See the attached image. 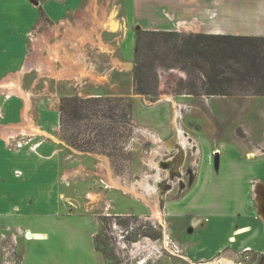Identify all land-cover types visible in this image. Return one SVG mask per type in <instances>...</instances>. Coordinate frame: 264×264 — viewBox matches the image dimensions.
<instances>
[{
	"label": "rangeland",
	"instance_id": "374dc122",
	"mask_svg": "<svg viewBox=\"0 0 264 264\" xmlns=\"http://www.w3.org/2000/svg\"><path fill=\"white\" fill-rule=\"evenodd\" d=\"M27 2L30 9L39 6L35 0ZM92 2L91 7L99 9L98 13L106 10L120 20L123 0ZM30 27L21 33L3 32V37L28 47ZM122 28L121 32L105 34V39L117 34L123 38L133 36L136 51V36L144 30L139 25ZM170 32L182 38L197 35ZM35 36L34 33L32 38ZM178 43L180 40L169 34L147 36L139 43L143 70H147L150 59L153 64L146 79L134 76V69L140 68L135 55L129 73L113 72L108 83L95 88L90 85L82 91H76L72 80L56 78L40 79L42 84L39 82L34 90L29 87L36 79L35 72L23 77L20 94L30 100L29 116L37 126L40 110L45 107L49 112L44 116L58 115V127L50 136H43L45 128H34L31 133H18L9 139L0 135V141L14 151L20 149L19 144L34 150L43 140H53L65 170L62 185L66 203L60 207L57 219L22 220L20 235L12 232L8 224L0 225V264H264V223L259 216L258 221L206 218L202 207L195 205L189 210L191 215L177 220L178 240L169 231L164 205L178 201L192 187L185 185L187 177L181 176L188 169L191 152L187 150L185 155L175 143L171 122L174 111L179 109L173 103L186 105L178 123L199 147L205 145L210 156L223 143L237 142L250 154L257 146V154L261 155L254 159L264 161V96L257 95L260 87L256 78L246 74L242 63L227 62L215 68L225 95H208L210 82L202 71L208 74L209 70L200 61L195 66L194 59L177 57L173 45ZM99 67L104 69L103 65ZM43 86L47 88L42 90ZM2 89L7 91L0 95V106L7 97H15L8 92L15 91L11 84ZM166 96L173 103L159 102ZM74 109L75 113H70ZM1 116L2 112L0 130ZM161 142L170 148L157 154L155 149ZM150 158L162 169L158 183L157 172L149 167ZM215 160L213 157V163ZM143 179L156 184L157 191L148 195L134 185ZM131 188L132 193L124 190ZM88 212L96 217V226ZM123 214L145 215V222L149 226L155 223L157 229L148 227L140 231L141 237L137 232L123 238L121 227L127 223L118 218ZM190 217L200 221L193 227ZM132 219L128 218V224ZM239 225L249 229L246 234L233 233ZM26 230L46 234L41 239L34 235L30 238ZM231 236L235 238L229 239ZM172 242L183 253L174 254ZM140 245L142 250L137 248Z\"/></svg>",
	"mask_w": 264,
	"mask_h": 264
},
{
	"label": "crops",
	"instance_id": "0c3cea01",
	"mask_svg": "<svg viewBox=\"0 0 264 264\" xmlns=\"http://www.w3.org/2000/svg\"><path fill=\"white\" fill-rule=\"evenodd\" d=\"M35 1L39 6L30 9L27 0H0V82L16 76L19 91L22 90L23 77L33 71L37 76L30 89L35 90L40 79L56 78L72 80L76 91L108 83L113 72L129 73L135 55L133 36L123 38L117 34L108 40L104 37L118 30L121 32L123 25L126 28L139 25L141 30L154 32L264 38V0H123L120 20L106 10L98 13L99 9L91 7L92 0ZM110 21L116 23L115 31L111 30ZM29 26L28 47L26 43L19 45L18 41L3 37V32L21 33ZM30 33L36 36L30 39ZM100 65L104 69H100ZM44 88L47 86L42 90ZM5 91L7 89L0 90V95ZM13 95L15 97H7L0 106L1 138L31 133L34 128H45L41 131L43 136H50L57 129L56 113L44 116L43 113L49 112L44 107L36 126L29 116L30 100L23 94ZM159 102L172 101L166 96ZM173 106L179 110L186 108L185 104L173 103ZM171 127L179 149L185 155L187 150L191 152L188 169L197 176L182 198L164 205L171 235L177 239V220L191 215L189 210L195 205L202 207L206 218L260 219L263 222L254 203L256 194H260L256 183L260 181L264 185V161L254 159L261 155L257 154V146L253 147L254 154H250L239 143L227 142L218 148V156H214V152L210 156L205 145L199 147L184 131L182 134L186 135L189 145L183 147L172 122ZM51 142L54 141L43 140L34 150L25 147L9 151L0 141V225L8 224L16 234L20 235L22 220L27 217L51 221L57 216V219L60 207L66 203V190L62 185L65 170L58 151L54 150L55 143ZM213 157L216 158L214 163ZM185 199L188 202L184 204ZM90 216L96 226V217ZM199 221H193L192 226ZM248 230L239 225L233 233L242 235ZM30 233L28 237L34 235L37 239L46 234L37 230ZM233 237L229 239L233 240Z\"/></svg>",
	"mask_w": 264,
	"mask_h": 264
},
{
	"label": "trees",
	"instance_id": "16d2710c",
	"mask_svg": "<svg viewBox=\"0 0 264 264\" xmlns=\"http://www.w3.org/2000/svg\"><path fill=\"white\" fill-rule=\"evenodd\" d=\"M168 34L180 40L179 45H173L177 57L192 58L195 60V66H198V61H200L209 70L208 74L206 71H202L206 80L210 82L208 95H225L222 86H219L220 81L217 80L215 68L227 62H240L246 69V74H251L256 78L255 80L260 87L256 90L257 92L259 90L257 95L264 96V38L209 34L190 35L182 38L173 32L141 31L136 36L135 51L136 64L140 68L134 69V76L138 80H141L142 77L146 79L147 72L153 66L150 59L147 70H143L145 65H143L144 61L141 58L139 43L147 36L159 37ZM138 93L143 94L142 91H138ZM61 112L63 113L64 110L61 109ZM70 113L74 114L75 109Z\"/></svg>",
	"mask_w": 264,
	"mask_h": 264
},
{
	"label": "bare ground",
	"instance_id": "6f19581e",
	"mask_svg": "<svg viewBox=\"0 0 264 264\" xmlns=\"http://www.w3.org/2000/svg\"><path fill=\"white\" fill-rule=\"evenodd\" d=\"M110 28L112 30H115L116 29V23L110 21ZM10 84L14 87L15 91L9 90L8 92L16 93V94L19 95L20 94V91H19L20 89H18V83H17V77L16 76H10L8 80L0 82V89H2L4 87H7ZM182 116H183V110L182 109H180V111L179 110H176L175 111V115H174V117L172 119V125H173L174 131H175V135L180 138V141H182V146L183 147H186L187 145H189V142H188V140L186 138V135L185 134H182L183 129L182 128L180 129V127L178 126V121H179L180 118H182ZM4 133H5V131H4ZM2 134L3 133H1L0 135L2 136ZM152 141L157 142L154 138H152ZM167 148L168 147L166 145H163L162 142H161V145L156 146L155 153L161 154L162 152H164V149H167ZM214 153H215L214 156H218L219 151H216ZM249 157H252V156H249ZM149 167L152 170H154L155 172H157V176L155 178V182L158 183L157 180H159L158 179L159 172L162 170L160 164L157 163V162H155V161H153V160H151V158H150V160H149ZM145 178H148V177H145ZM134 185H136L137 187H139L145 193H148V195H150L151 192H156L157 191V187H158L156 184L150 183L148 179H143L141 182H137ZM256 185H257L256 187H258L260 189V194H256V197H255V200L254 201H255L256 207H257V209H258V211L260 213V215L259 214L258 215L262 218V220L264 222V191H263L264 190V185L260 181H258L256 183ZM124 190L126 192H129L130 191L132 193L133 188H131V190H129V189H124ZM133 194H136V193L133 192ZM137 248L142 250L143 249V246L140 245Z\"/></svg>",
	"mask_w": 264,
	"mask_h": 264
},
{
	"label": "flooded vegetation",
	"instance_id": "af4514ba",
	"mask_svg": "<svg viewBox=\"0 0 264 264\" xmlns=\"http://www.w3.org/2000/svg\"><path fill=\"white\" fill-rule=\"evenodd\" d=\"M181 176H186L187 177V181L188 183L185 184V185H192L194 180L196 179V174L194 171H192L191 169H187L185 172H182V175ZM180 182V181H179ZM160 183V182H159ZM173 183V182H172ZM139 216H145V215H128V214H123V215H118V218L120 220H125L126 221V225L124 227H121V230L122 232L124 233L123 235V238H126L127 235H129V233H137L138 232V237H141V233L140 231L150 227V228H153V229H157V225H153V224H150V226L146 223H138V224H128V218L132 217V218H137ZM158 226H160V223H158Z\"/></svg>",
	"mask_w": 264,
	"mask_h": 264
},
{
	"label": "built area",
	"instance_id": "2783aa9c",
	"mask_svg": "<svg viewBox=\"0 0 264 264\" xmlns=\"http://www.w3.org/2000/svg\"><path fill=\"white\" fill-rule=\"evenodd\" d=\"M32 33H30L29 34V38H32ZM0 112H1V109H0ZM18 148H21V144H19V145H17V149ZM130 218H132V217H130ZM133 220V222L131 223V224H138V223H144V224H146V222H145V218H143V216H139V217H137V218H134V219H132ZM152 224V223H151ZM153 225H155V223L153 224ZM171 245V247H172V250H173V252H174V254L176 253V254H179V253H183V251H182V249L180 250L179 249V246L177 245V244H175V243H171L170 244ZM246 250H248V249H246Z\"/></svg>",
	"mask_w": 264,
	"mask_h": 264
}]
</instances>
